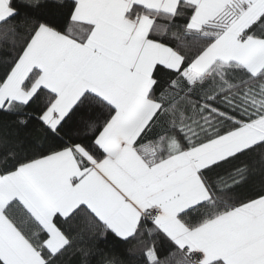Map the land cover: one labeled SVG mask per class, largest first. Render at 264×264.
<instances>
[{
	"label": "snow or ice",
	"instance_id": "1",
	"mask_svg": "<svg viewBox=\"0 0 264 264\" xmlns=\"http://www.w3.org/2000/svg\"><path fill=\"white\" fill-rule=\"evenodd\" d=\"M0 264H264V0H0Z\"/></svg>",
	"mask_w": 264,
	"mask_h": 264
},
{
	"label": "trees",
	"instance_id": "2",
	"mask_svg": "<svg viewBox=\"0 0 264 264\" xmlns=\"http://www.w3.org/2000/svg\"><path fill=\"white\" fill-rule=\"evenodd\" d=\"M15 2H16V3H19V2H20V0H15Z\"/></svg>",
	"mask_w": 264,
	"mask_h": 264
}]
</instances>
